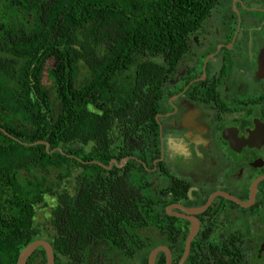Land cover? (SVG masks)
<instances>
[{"label": "trees", "instance_id": "1", "mask_svg": "<svg viewBox=\"0 0 264 264\" xmlns=\"http://www.w3.org/2000/svg\"><path fill=\"white\" fill-rule=\"evenodd\" d=\"M218 1L0 0V129L24 144H48L45 151L44 145H22L0 132V264H15L20 250L45 233L53 264H83L80 256H69L65 231L69 170L79 172L78 180L89 170L101 186V168L75 158L106 165L103 154L113 156L117 147L128 152L136 131L146 135L151 95L159 96L162 76ZM47 60L54 62L50 69ZM105 174V241L129 259L133 249L123 241L119 246L115 236L114 175ZM142 195L138 235L147 232ZM51 201L58 203L49 208L52 218L41 211L34 223L33 205L43 210ZM145 248L137 249L138 264H146ZM196 250L208 252L209 261L240 263L236 247L230 255L195 241L184 264ZM35 261L43 264L41 248L25 264Z\"/></svg>", "mask_w": 264, "mask_h": 264}, {"label": "flooded vegetation", "instance_id": "2", "mask_svg": "<svg viewBox=\"0 0 264 264\" xmlns=\"http://www.w3.org/2000/svg\"><path fill=\"white\" fill-rule=\"evenodd\" d=\"M186 43L175 67L162 76L159 96L151 95L146 135L136 131L129 153L117 147L113 156L103 154L106 165L75 158L102 165L101 186L89 170L81 180L69 170L65 231L69 256H80L83 264H138L139 246L146 247V259L163 247L170 264H177L193 231L182 264L195 241L230 255L236 247L239 264L264 261V0H219ZM53 64L46 61L48 69ZM106 172L114 175L115 236L119 246L123 241L133 249L129 259L105 241ZM142 193L147 232L138 235ZM57 204L43 210L33 205V222L41 211L52 218L49 208ZM41 238L49 243L46 233ZM194 256L188 264H221L209 261L204 250ZM154 264H165L164 252H157Z\"/></svg>", "mask_w": 264, "mask_h": 264}, {"label": "water", "instance_id": "3", "mask_svg": "<svg viewBox=\"0 0 264 264\" xmlns=\"http://www.w3.org/2000/svg\"><path fill=\"white\" fill-rule=\"evenodd\" d=\"M0 132L3 135L9 137L10 139H12V140H14V141H16V142H18V143H20L22 145H28V146H30V145H44L45 151H47V148H48V144L47 143L38 141V142H35L33 144H24V143H21V142L17 141L15 138L9 136L8 134H6L2 129H0ZM98 165L100 167H102L101 164H98ZM234 201L236 203L240 204L241 206H247V204L239 203L236 200H234ZM208 202H210V200ZM208 202H207L206 206L208 205ZM194 233H195V231H193L191 233V235L185 241L183 253H182L180 259L178 260L177 264H182L183 261L185 260V258L187 256V253H188V249H189V243H190V240H191L192 235ZM37 248H41L42 249L43 264H53L54 259H53V253H52L51 246L49 245V243H47L46 241H43V240H34L31 243H29L28 245H26L24 248H22L20 250V252L18 253V255H17L15 264H25L26 260L29 258V256ZM159 251L164 252V254H165V264H170L169 254H168L167 250L165 248H163V247H157V248L153 249L147 256L146 264H154L155 255Z\"/></svg>", "mask_w": 264, "mask_h": 264}, {"label": "rangeland", "instance_id": "4", "mask_svg": "<svg viewBox=\"0 0 264 264\" xmlns=\"http://www.w3.org/2000/svg\"><path fill=\"white\" fill-rule=\"evenodd\" d=\"M40 218H41V217H40ZM40 218H39V215H38V220H39ZM38 260H39V257H37V260H36V261H38ZM36 261H35L34 263H32V264H36ZM255 263H256V264H264V261H262V260H261V261H255V260H250V259L248 260V264H255Z\"/></svg>", "mask_w": 264, "mask_h": 264}]
</instances>
